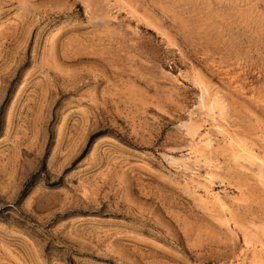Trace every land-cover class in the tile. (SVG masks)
<instances>
[{
	"label": "rangeland",
	"instance_id": "obj_1",
	"mask_svg": "<svg viewBox=\"0 0 264 264\" xmlns=\"http://www.w3.org/2000/svg\"><path fill=\"white\" fill-rule=\"evenodd\" d=\"M0 264H264V0H0Z\"/></svg>",
	"mask_w": 264,
	"mask_h": 264
}]
</instances>
